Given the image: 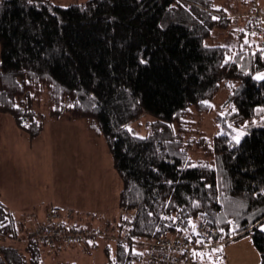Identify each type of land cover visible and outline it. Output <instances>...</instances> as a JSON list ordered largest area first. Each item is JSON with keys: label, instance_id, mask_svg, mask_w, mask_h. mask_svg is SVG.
I'll return each instance as SVG.
<instances>
[{"label": "trees", "instance_id": "16d2710c", "mask_svg": "<svg viewBox=\"0 0 264 264\" xmlns=\"http://www.w3.org/2000/svg\"><path fill=\"white\" fill-rule=\"evenodd\" d=\"M213 2L88 0L60 7L0 0V114L32 138L42 134L45 117L96 122L110 147L122 181L120 207L134 214L122 217L117 240L99 230L115 239L112 257L106 243V264H139L145 241L195 236L201 222L222 245L253 233L264 264V232L254 228L264 221V80L254 79L264 71V43L245 41L243 32L235 45L212 44L215 31L233 22ZM254 12L249 17H261ZM227 80L240 85L216 117L223 132L193 160L185 142L190 118L212 110L209 100ZM145 114L157 120L142 138L129 126ZM234 127L248 132L240 143L231 140ZM53 211L60 213L51 210L35 228ZM62 218L63 227L79 228ZM17 241L15 219L0 201V264H42L41 245H49L32 232L24 248Z\"/></svg>", "mask_w": 264, "mask_h": 264}, {"label": "rangeland", "instance_id": "374dc122", "mask_svg": "<svg viewBox=\"0 0 264 264\" xmlns=\"http://www.w3.org/2000/svg\"><path fill=\"white\" fill-rule=\"evenodd\" d=\"M48 1L54 6L68 7L88 0ZM213 6L232 17L233 22L229 29L215 31L212 44L235 45L243 32H246L245 41L258 46L264 43V16L255 19L248 15L254 8L264 15V0H214ZM249 26L257 28L253 34L249 33ZM254 79L264 80V71L256 72ZM239 85L235 80L225 81L219 93L209 100L212 110L191 116L185 142L193 160L201 157L200 146L223 132L216 124V117L228 110L226 104ZM156 120L154 115L145 114L132 123L129 130L138 137H150ZM42 121V134L32 138L17 127L11 115L0 114V201L15 219L20 240L17 246L24 248L36 225L55 208L69 226L109 231V236L116 234L117 240L122 217H130L134 212H124L120 207L122 181L98 124L70 121L66 116L45 117ZM233 130L230 136L234 143H240L248 134L241 128ZM192 226L197 230L198 221ZM114 240L103 236L88 243L41 245L42 264H106V243L112 245V257L115 255ZM199 262L262 264V257L253 233H246L213 247L199 257Z\"/></svg>", "mask_w": 264, "mask_h": 264}, {"label": "built area", "instance_id": "2783aa9c", "mask_svg": "<svg viewBox=\"0 0 264 264\" xmlns=\"http://www.w3.org/2000/svg\"><path fill=\"white\" fill-rule=\"evenodd\" d=\"M257 11L254 15L264 16ZM62 219L61 213L51 212L47 223L39 225L32 231L34 240L54 247L65 242L69 244L87 243L94 236L95 238L103 237L101 231L90 232L81 228L67 229L63 227ZM219 245L222 244L214 242V229L201 222L195 236L186 234L145 241L144 257L139 264H200L199 256Z\"/></svg>", "mask_w": 264, "mask_h": 264}, {"label": "snow or ice", "instance_id": "6c2138e0", "mask_svg": "<svg viewBox=\"0 0 264 264\" xmlns=\"http://www.w3.org/2000/svg\"><path fill=\"white\" fill-rule=\"evenodd\" d=\"M141 62H146L142 60ZM237 141H239V137H236ZM254 228L259 229L260 231L264 232V221L258 222L257 224L254 225Z\"/></svg>", "mask_w": 264, "mask_h": 264}, {"label": "crops", "instance_id": "0c3cea01", "mask_svg": "<svg viewBox=\"0 0 264 264\" xmlns=\"http://www.w3.org/2000/svg\"><path fill=\"white\" fill-rule=\"evenodd\" d=\"M259 7V6H258ZM259 9H260V7H259ZM261 10V9H260ZM262 11V10H261ZM263 12V11H262ZM264 13V12H263Z\"/></svg>", "mask_w": 264, "mask_h": 264}]
</instances>
